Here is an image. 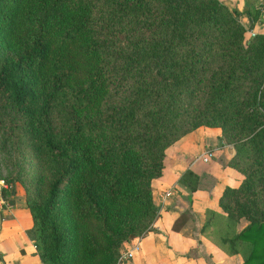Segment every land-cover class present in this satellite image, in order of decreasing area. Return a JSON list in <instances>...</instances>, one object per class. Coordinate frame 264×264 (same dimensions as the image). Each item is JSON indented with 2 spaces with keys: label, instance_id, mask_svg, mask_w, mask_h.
<instances>
[{
  "label": "trees",
  "instance_id": "trees-1",
  "mask_svg": "<svg viewBox=\"0 0 264 264\" xmlns=\"http://www.w3.org/2000/svg\"><path fill=\"white\" fill-rule=\"evenodd\" d=\"M239 14L220 0H0V131L13 113L47 170L23 196L43 264H115L152 229L165 147L199 125L219 128L243 175L205 224L239 264H264V34L243 40ZM178 180L190 192L198 175Z\"/></svg>",
  "mask_w": 264,
  "mask_h": 264
},
{
  "label": "crops",
  "instance_id": "crops-1",
  "mask_svg": "<svg viewBox=\"0 0 264 264\" xmlns=\"http://www.w3.org/2000/svg\"><path fill=\"white\" fill-rule=\"evenodd\" d=\"M220 1L240 12L239 20L247 35L264 34V0ZM247 10L255 15L252 21ZM205 149L212 151L207 161L195 158ZM233 153L232 145L223 142L219 128L205 125L184 133L165 147L161 173L150 181L151 199L158 214L152 229L138 238L131 258L122 264H239L243 253L228 252L218 242L212 219L205 224L208 210L215 211L214 219H222L224 212L217 203L218 197L225 185L236 186L243 177L227 164ZM186 168L198 175L197 186L190 192L178 180ZM14 187L11 206H0V264H43L25 233L31 218L22 191ZM166 190L168 194L163 196ZM177 218L179 227L173 228ZM246 223L240 217L234 231Z\"/></svg>",
  "mask_w": 264,
  "mask_h": 264
},
{
  "label": "rangeland",
  "instance_id": "rangeland-1",
  "mask_svg": "<svg viewBox=\"0 0 264 264\" xmlns=\"http://www.w3.org/2000/svg\"><path fill=\"white\" fill-rule=\"evenodd\" d=\"M252 37V34L247 35L245 33L243 35V40H251ZM252 42L253 41H250V43ZM220 61L221 59L215 60V62ZM215 62H213L211 66H215ZM249 83V76L244 72L238 71L235 86L238 87V89L243 90L249 85ZM198 103L199 105H203L205 104V101L201 99ZM12 114L13 113L11 112H6L5 121L8 123L9 127L0 131V177L6 178L12 176L15 178L14 185L22 191L23 196H26V194L39 192L43 189V179L46 177L47 170L40 164L37 157L33 154L27 139L22 137L20 130L15 127V124L18 123L11 124V122L14 121ZM36 175L41 177V180L38 182L35 181ZM11 195L12 194H6L4 196L8 199ZM125 243L126 242L122 243L118 250L124 249Z\"/></svg>",
  "mask_w": 264,
  "mask_h": 264
},
{
  "label": "built area",
  "instance_id": "built-area-1",
  "mask_svg": "<svg viewBox=\"0 0 264 264\" xmlns=\"http://www.w3.org/2000/svg\"><path fill=\"white\" fill-rule=\"evenodd\" d=\"M212 155L210 149H205L195 156V158H200L202 161H207ZM12 184L6 179L0 177V206L8 208L11 206L10 202L3 195V190L8 189ZM168 191H164L163 196L167 195ZM139 237H134L125 243L124 249H119L116 257V264H122L131 258L133 251L137 247Z\"/></svg>",
  "mask_w": 264,
  "mask_h": 264
}]
</instances>
